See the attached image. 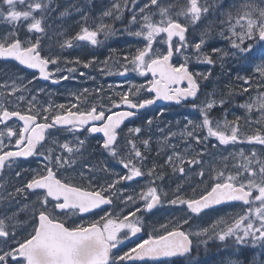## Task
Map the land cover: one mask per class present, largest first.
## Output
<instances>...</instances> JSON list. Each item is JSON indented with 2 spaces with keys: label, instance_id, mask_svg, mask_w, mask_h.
<instances>
[{
  "label": "snow or ice",
  "instance_id": "6c2138e0",
  "mask_svg": "<svg viewBox=\"0 0 264 264\" xmlns=\"http://www.w3.org/2000/svg\"><path fill=\"white\" fill-rule=\"evenodd\" d=\"M53 2L0 0V22L11 25L0 34V59L15 61L36 70L40 78L58 83L70 76L53 79L65 69L60 67L59 55L45 52ZM177 3L113 0L101 18L90 17L76 3L60 11V18L80 14L75 21L78 31L58 33L63 38L59 43L62 50L100 45L101 36L107 40L116 32L103 18L123 21L125 11L129 18L121 31L139 38L142 44L134 54L122 57V70L111 71L107 60L97 70L120 76L132 71L145 82L117 91L99 104L88 106L89 90L84 89V95L75 96L77 103L45 106L28 87L31 80L25 83L26 78L16 76L11 82H0V181H4L5 170L16 169L11 191L7 182L0 183V206L26 201L11 214L0 211V264H194L193 251L209 240L232 241L239 255L248 246L264 248V7L256 0L229 5L224 0H184L179 7ZM20 5L25 7L18 8ZM210 12H216L217 19L208 20ZM215 36L226 46L211 44ZM226 57L238 65L234 70L238 87L202 92V82L208 81L212 72L190 66L194 61L213 67L219 63L223 69ZM65 63L82 62L76 58ZM93 63H83V67ZM50 65L55 66L54 72ZM66 71L75 73L77 68ZM95 91L100 93L102 88ZM244 95L248 99L234 106L246 113L247 129L241 128L240 115L228 119L235 97ZM158 101L188 105L198 117L186 118L179 133L183 152L173 143L177 133L157 125L163 137L158 141L157 156L164 152L166 159L163 164L149 166L146 153L151 137L142 138L143 126L130 127L125 133L122 125ZM216 110L222 115L214 116ZM253 114H258L255 121L249 119ZM153 119L145 121L149 129ZM90 139H96L101 152L122 166L123 174L85 159ZM240 145H259L262 151L252 147L245 152ZM230 147L238 151L228 152ZM29 158L35 159V166L22 168L21 161ZM166 167L181 178L195 173L204 187L186 196L187 189L178 184L170 196L156 184L163 180ZM137 178L147 179L139 192L134 189L126 194L118 187ZM117 201L124 206L119 211ZM165 201L180 215L166 222L151 220L153 210ZM237 203L241 210L235 215L219 217L199 231L191 230L193 220L203 221L216 206ZM22 210L28 213L24 221L19 219ZM133 237L137 241L124 250L122 245ZM226 264L243 262L237 257Z\"/></svg>",
  "mask_w": 264,
  "mask_h": 264
},
{
  "label": "rangeland",
  "instance_id": "374dc122",
  "mask_svg": "<svg viewBox=\"0 0 264 264\" xmlns=\"http://www.w3.org/2000/svg\"><path fill=\"white\" fill-rule=\"evenodd\" d=\"M113 0H54L51 7L55 9L48 15L50 16V19L48 23L51 24V28L48 30V36L45 37L44 40V47L45 52L52 55H59L60 56V67L62 69H65L60 75H68L66 72V69L68 67H76L74 64H68L65 63L66 60L71 61L75 60L76 58H79L80 61L83 63L89 62V61H95L90 67L91 70L95 71L100 67H103V63L105 60H107L108 66L111 62H114L116 56H118V65L120 66V62H122V57L125 55L134 54L135 49L137 47L142 46V44L139 41V38H136L134 36L128 35L127 33L123 32V38L118 39L120 41V44L116 47V50L113 49V54L110 58L109 52L110 49L108 48L107 54L102 55L101 62H99L98 55L100 54L101 50L104 48L102 47V43L104 42L103 36L100 37L102 40V43L98 46H91L88 45L86 47H76L73 49H60L59 43L62 42V37L58 35L59 32L67 30V33L69 35L74 34L76 31H78V27L73 26L71 24H76L75 21L80 19V15H77L75 17H65L60 18L59 13L63 10L64 7L68 6L71 3H76L80 7H88L90 3L93 4V9L91 12H87V14L90 15V17L99 18V16L102 14L103 11L107 10L111 7ZM143 0H138V3L142 4ZM57 5H60V7H57ZM94 6L97 7L98 11L94 13ZM24 5L18 6V8H24ZM124 17L128 18V12L125 11ZM217 19V16H216ZM91 21V20H90ZM23 23V22H22ZM9 28H11V25L6 24L4 22H0V34L6 32ZM132 30H136V26H132ZM50 37V39H49ZM111 38V36L108 38V40ZM210 43L215 44L219 47H225L226 42L221 40L218 36H215ZM100 49V52L98 51ZM118 51V52H117ZM206 51H210V49H206ZM202 64V69L199 71H208L211 70L212 76L208 81H205L206 84H208V87L206 88L205 92H220L221 90L227 91L229 87H238L237 82L235 81V71L238 69V65H236L235 61L230 58L226 57L224 61V67L223 69L220 67V64L217 63V65L209 66L207 64ZM110 68V66H109ZM112 70V69H111ZM118 70H122L120 67ZM117 70V71H118ZM84 72V71H83ZM116 72V71H113ZM231 73V75H229ZM246 73L241 72V75H245ZM59 75V76H60ZM16 76L24 77L25 83H27L28 80H31L32 83L28 84V87L33 90L34 94L37 95V100L40 104L45 105L47 103H51L53 105L54 102V94L55 91L53 88L50 87H40L36 82V76L33 73H29L27 71H24L21 66H19L15 62H9V63H0V82L4 80H9L11 82L12 78H15ZM62 80V79H61ZM145 82V78L139 76L137 73L129 71L126 74V77L124 79L121 78L120 75H104L100 74L99 77L96 75H86L85 77H77L76 80L73 81L75 83V86L77 87V90L84 95L83 90L88 89L89 92L87 95V100H89L90 105L92 103L99 104L102 100H106L108 96L114 95L117 91L123 92L127 91L133 84L139 85ZM98 88H102V91L100 93H97L95 90ZM37 89H43L41 92H36ZM56 92V91H55ZM42 93V94H41ZM41 94V95H40ZM256 92H252V96H256ZM204 97L201 99L203 100ZM248 99L247 95L244 96H237L235 97L234 104L229 109V115L228 119L231 120L234 115H240L242 117L240 124L242 129L249 128V125L245 123L243 117L246 115L243 109L236 108L234 105L236 103H243ZM200 102V101H199ZM198 102V103H199ZM161 110H163V115H160ZM214 116H221L222 113L219 110H216L214 113ZM152 117L153 124L151 125V128L149 129L147 124L145 123L146 119ZM198 117V113L194 111L191 107H187L186 109L183 108L181 110H174L167 107V110L163 107H155L152 110L149 111V113L140 121L139 124L131 125L130 127H144V132L142 134V137H146L143 139H150L149 149L154 150L151 155L147 154L149 159L147 161V164L150 166L153 162L157 164H163L164 160L166 159V155L164 152H161L159 156H157V152H160V145L158 143L159 140H162L163 137L161 133L157 129V125H159L160 128H164L165 130H170L171 132L177 133V136L173 138V143H176L179 150L181 152L184 151V142L180 140L179 133L184 127V124L186 123V118H191L193 120H196ZM250 120L255 121L258 119V114H253L249 117ZM124 129L125 133H127V129ZM139 142V141H138ZM215 142V141H213ZM139 145V143H138ZM140 146V145H139ZM142 147V146H141ZM239 147H243L245 152H248L252 147H255L256 151L259 153L262 151V147L259 145H240ZM143 148V147H142ZM169 151L170 150H166ZM213 152H217V149H212ZM231 151H238V148H229L228 152ZM228 152H224V155H227ZM85 159H90L92 163L97 164L98 166L102 167L104 164H107V166L114 170L115 172H119L121 174L124 173V169L122 166L116 163L115 160L108 157L106 153H102L99 149L96 139H90V141L86 144V152H85ZM208 160H211V157L207 158ZM217 160H219V156L216 157ZM103 175V173H100ZM163 180H157L156 184L164 191H167L169 195L171 196L172 192L176 189L178 184H182L186 189L187 192L185 193L186 196L193 195V189L196 190V192H199L204 185L199 184V176H197L195 173H189L188 177L181 178L179 174H173L170 168H164L163 169ZM147 185V179L146 178H137L136 180L132 182H125L119 185L118 187H121L126 190V194H132L133 190L135 189L136 192H139V190ZM118 208L117 211L122 209L124 206L122 203L117 201ZM134 207L132 205L129 206ZM158 211L154 213V215L151 217V220H160L161 222H166L174 218V216L180 215V213L176 212L172 206L168 205L165 201L162 206L158 207ZM127 211L128 209H124ZM241 210L240 206L233 205V206H227L220 208L216 211H210L208 212L207 216H204L203 221L201 220H193L192 221V229L193 231H199L201 226H210L212 222H214L219 217H230L232 215H235ZM0 211L7 212L8 214H11L13 211L17 210H11L8 205L0 206ZM137 215H140L139 213ZM20 221H24L27 219V216L24 217L19 215ZM151 220L149 223H151ZM215 247L218 248L217 252H215L214 256V262H211L210 259L211 256L203 257V260L201 258L200 264H226V261L229 259H235L237 252V247L232 241H228L226 244L222 243L218 240H209L207 245L201 244L199 248H207V247ZM198 249V248H197ZM248 249V250H247ZM246 251L252 253V257L248 264H264V248L261 247H246ZM246 264V263H245Z\"/></svg>",
  "mask_w": 264,
  "mask_h": 264
},
{
  "label": "flooded vegetation",
  "instance_id": "af4514ba",
  "mask_svg": "<svg viewBox=\"0 0 264 264\" xmlns=\"http://www.w3.org/2000/svg\"><path fill=\"white\" fill-rule=\"evenodd\" d=\"M183 2H184V0H178L177 7L181 6L183 4ZM238 2H239V0H224L225 5L238 3ZM256 2L261 7H264V0H256ZM81 8L83 9L84 13L91 12L92 9H93V4L90 3L88 7H84L83 6ZM94 9H95L94 13H96L98 11L97 7L94 6ZM77 15H80V14L74 13L72 16L75 17ZM216 16H217L216 12H210V14L208 15V20H215ZM99 18H101V15L99 16ZM128 18H129V15H128ZM128 18H126V20H123V21H120V20L113 21L110 18H103L106 23L113 24L114 28L116 29V32H115L114 35L111 36V38L109 40L108 39L104 40V42L102 43V47H104V48L101 50V52H100V49H98V51L100 52V54L98 55V57H99V62L98 63L101 62L102 55L108 53V52H106V50L108 51V48L110 49L109 55H110V58H111V56L113 54V49L116 50V47L120 44V41L118 39H122L123 38V32L121 31V29H123L125 27ZM89 23L91 24L92 21H90ZM71 25L78 27L76 24H71ZM197 35H198V33H197ZM118 58L119 57L116 56L114 62L110 61L109 66H110V69H112L111 71H117L120 68V66L118 65V62H117ZM82 62H83V59H82ZM0 63H9V62L0 61ZM190 67H192L194 70H200V69L203 68L201 63H196L195 61L193 62V64ZM76 68H77V71L75 73L69 74L68 72H66L70 76V78L68 80H59L58 83H53L52 79H49V80H46V81H41V80L38 79L39 78L38 77V73H34V72H32L30 70H27V69H24V71H27L29 73H33L36 76V82H37V84L40 87L41 86L42 87H50V88H53L56 91V92L55 91L53 92V94H54L53 102H54L55 105L64 104L67 107V106H69L72 103H77V100L75 98L76 95H82L79 92V90H77V87L75 86V83H73V81L76 80L77 77H85L86 75H96L97 77H99L100 74H101V72H99L98 70L93 71V70H91V68H84L83 64L76 65ZM54 69H55V66L50 65V70L54 72ZM83 71H84V73L86 75L85 76H80L79 73L83 72ZM59 75H60V73L55 74L53 76V79H57L59 77ZM125 77H126V75L121 76L122 79H124ZM207 87H208V84H206V82L203 81L202 82V92H205ZM202 98H203V96H201L200 100ZM87 102H88V106H90L89 100H87ZM198 102L199 101H197V103ZM155 107H160V106H153L150 109L141 112V114H139L137 117H134V118L130 119L128 122H125V124L122 125V127L124 129H126V128H128L131 125L139 124L140 121L149 113V111L152 110ZM162 107L165 108L166 110H167V107L170 108V109H174V110H181L183 108L186 109L187 107H190V106H188V105H175V104L166 102ZM122 110H124V109H122ZM63 135L69 136V138H71L70 134H68V133H64ZM98 136L99 135H97V137ZM81 138H83V136H81ZM142 138H146V137H142ZM137 143H139V142H137ZM141 150L144 151V149L142 147H141ZM153 151L154 150L149 149V151L146 154H150L151 155L152 153H154ZM35 163H36L35 159L29 158V161H27V162L21 161V167L24 168V169H28V168L34 167ZM15 170H16L15 166H14V169H13L12 172H10L8 170H5L4 181H0V183H2V182H7L8 183V185H9L8 190L9 191L12 190V187H11L12 183L16 182V178H15V176L13 174ZM85 183H87V181H85ZM33 199H34V197H33ZM24 203H26V201L21 200L19 205L13 204L12 207H10V208H11V210H17L18 208H22ZM3 205H7V202H4ZM235 205L240 206L239 204H235ZM218 209L219 208H216V210H218ZM158 210H159L158 208L154 209L153 212L156 213ZM20 214H21L22 217H24L25 215L26 216L28 215V213L26 211H23V210L20 211ZM100 214H102V213H100ZM140 235H143V234H140ZM136 241H137V238L133 237L132 241L131 242H125V244L122 245V248L124 250H127L128 247H131ZM217 249L218 248H215L214 246L213 247H207L205 249L202 248V247L198 248V249H195L193 251V253H192L194 264H200L201 263V258L203 260V257H205V256L206 257L211 256L210 257V259L212 260L211 262H214V259H213V258H215L214 253L216 252L218 254ZM251 255H252V253H250V251L247 252L246 248H245L244 249V254L243 255H239V253H238L236 255V258L238 257L243 262V264H245V263L248 264L249 261H250Z\"/></svg>",
  "mask_w": 264,
  "mask_h": 264
},
{
  "label": "water",
  "instance_id": "95a60500",
  "mask_svg": "<svg viewBox=\"0 0 264 264\" xmlns=\"http://www.w3.org/2000/svg\"><path fill=\"white\" fill-rule=\"evenodd\" d=\"M0 60H2V59H0ZM3 61H5V60H3ZM12 62H15V61H12ZM16 63V62H15ZM20 66V65H19ZM22 68H25L24 66H21ZM25 69H27V68H25ZM27 70H30V71H33V72H36V70H33V69H27ZM39 79L40 80H42V81H46V80H44V79H42V78H40L39 77ZM166 102H164V101H158L155 105H164ZM167 103H169V102H167ZM153 105H151V106H148L147 108H145V109H141V110H139L138 111V113H137V116L139 115V114H141V112H143L144 110H146V109H149L150 107H152ZM125 110H127V109H125ZM137 116H135V117H137ZM131 118H134V117H131ZM131 118H129L128 120H126L125 122H127V121H129ZM222 206H225V205H220V206H216V207H222Z\"/></svg>",
  "mask_w": 264,
  "mask_h": 264
}]
</instances>
